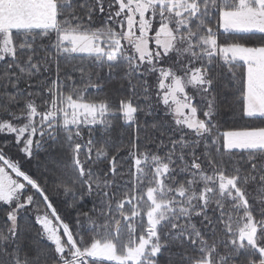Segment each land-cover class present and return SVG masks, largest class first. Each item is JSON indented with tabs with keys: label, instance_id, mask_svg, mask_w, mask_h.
I'll list each match as a JSON object with an SVG mask.
<instances>
[{
	"label": "snow or ice",
	"instance_id": "1",
	"mask_svg": "<svg viewBox=\"0 0 264 264\" xmlns=\"http://www.w3.org/2000/svg\"><path fill=\"white\" fill-rule=\"evenodd\" d=\"M229 94L264 121V0H0V264H264V126L223 130Z\"/></svg>",
	"mask_w": 264,
	"mask_h": 264
},
{
	"label": "trees",
	"instance_id": "2",
	"mask_svg": "<svg viewBox=\"0 0 264 264\" xmlns=\"http://www.w3.org/2000/svg\"><path fill=\"white\" fill-rule=\"evenodd\" d=\"M254 42L255 41H250V43H254ZM224 83H226V82H224ZM229 87H230V85H229ZM117 90H120L119 76L105 80L103 91L89 89V95L90 96H95V95H99V96L110 95L111 96V95H115ZM218 90L223 91L224 89L222 87H219ZM122 91L126 92L127 88L125 87L124 89H122ZM233 99L234 98L230 94L227 95V98H225L224 96H221L220 112L222 114L221 118L225 122L223 130H227L228 127H231L234 124L236 126H244L246 124L250 125V126H264V121H262L260 119H254L251 121H248V120L241 121V120H239L238 116H234L233 112L231 111V108H230V104L232 103ZM142 120H143V118H142ZM149 122H151V121H149ZM131 135H132V129L128 128V127H121L119 125V123L111 131V136L117 144H119L121 141L124 144H127ZM5 139H10V137L0 136V143H2ZM11 155H13V156L16 155V149L15 148L11 149ZM55 155L57 156L58 159H62L63 162H65V163L67 162L66 158H64L62 155H60V154H55ZM25 167H27V164H25ZM49 192L53 196V198L55 199L56 194H55V192L52 191L51 185H49ZM61 199H62V197H61ZM54 206L58 207L60 214L62 215V217H65V218L67 217L68 213L71 211L69 209H66L65 206H63V205L54 204ZM72 215L74 216L75 214L72 213ZM3 216H4L3 212H0V223H2V221H3ZM32 219H33V217L31 215H26L21 220V224H22V226H25V225L27 226V229H28L27 234L28 235L32 236L34 239H39L38 237L35 236L34 226L31 223H29V221H31ZM40 243H41V245H43L46 242L41 240ZM162 259H164V258H162Z\"/></svg>",
	"mask_w": 264,
	"mask_h": 264
}]
</instances>
